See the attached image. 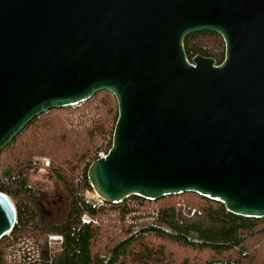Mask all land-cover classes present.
<instances>
[{"label": "water", "instance_id": "95a60500", "mask_svg": "<svg viewBox=\"0 0 264 264\" xmlns=\"http://www.w3.org/2000/svg\"><path fill=\"white\" fill-rule=\"evenodd\" d=\"M210 31L225 61L187 57ZM110 92L108 204L196 193L264 219V0H0V152L40 115ZM16 224L0 192V241Z\"/></svg>", "mask_w": 264, "mask_h": 264}, {"label": "trees", "instance_id": "16d2710c", "mask_svg": "<svg viewBox=\"0 0 264 264\" xmlns=\"http://www.w3.org/2000/svg\"><path fill=\"white\" fill-rule=\"evenodd\" d=\"M184 45L190 61H225V42L215 32L192 34ZM118 117L116 98L99 92L35 118L0 152V192L16 209V224L0 241V264H24L9 261L8 249L25 241L39 250L42 264H264V219L234 215L196 193L153 201L131 196L119 204L88 201L89 167L111 150ZM42 168L68 199L61 223L46 221L28 183L26 170ZM49 235L62 236L61 245L49 248Z\"/></svg>", "mask_w": 264, "mask_h": 264}, {"label": "rangeland", "instance_id": "374dc122", "mask_svg": "<svg viewBox=\"0 0 264 264\" xmlns=\"http://www.w3.org/2000/svg\"><path fill=\"white\" fill-rule=\"evenodd\" d=\"M104 152V151H102ZM44 166L47 167L49 160L42 159ZM26 175L28 178L29 185L33 188L39 202L41 203L42 209L46 215L47 222L61 223L66 218L68 212V199L62 188V185L57 182L50 173L42 169H27ZM88 201L94 200L93 195L88 193ZM194 214V212H193ZM31 245L30 241H25L18 244H13L8 249V258L11 262H20L22 254L27 252L25 247L21 245ZM32 246V245H31ZM33 249H37L35 246ZM17 251L18 253L13 256L12 252Z\"/></svg>", "mask_w": 264, "mask_h": 264}, {"label": "built area", "instance_id": "2783aa9c", "mask_svg": "<svg viewBox=\"0 0 264 264\" xmlns=\"http://www.w3.org/2000/svg\"><path fill=\"white\" fill-rule=\"evenodd\" d=\"M109 152H100L98 154V159H105L108 156ZM97 159V160H98ZM90 194L93 195L94 200H90L89 202L92 205H95V201L99 202L101 204H104L105 202L98 196V194L94 191L90 192ZM63 239L60 235H49L47 238V243L49 248H53L56 246L61 245ZM20 245V244H18ZM32 245V244H31ZM30 244L27 245H21L22 247H25L27 249L26 253L22 254V259L20 261L24 262V264H42V258L41 254L38 249H33ZM18 253L17 251L12 252L13 256H15Z\"/></svg>", "mask_w": 264, "mask_h": 264}]
</instances>
